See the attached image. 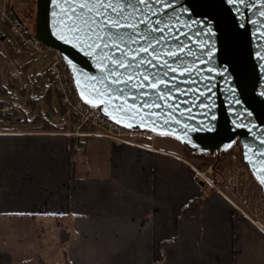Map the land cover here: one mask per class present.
Wrapping results in <instances>:
<instances>
[{
	"label": "crops",
	"instance_id": "0c3cea01",
	"mask_svg": "<svg viewBox=\"0 0 264 264\" xmlns=\"http://www.w3.org/2000/svg\"><path fill=\"white\" fill-rule=\"evenodd\" d=\"M34 61L21 65L28 70ZM50 93L43 96L53 103ZM34 114L40 123L0 128V251L13 260L264 264V233L216 191L179 231L182 210L203 189L188 157L157 140L143 149L92 139L74 158L61 122L44 118L39 106Z\"/></svg>",
	"mask_w": 264,
	"mask_h": 264
},
{
	"label": "water",
	"instance_id": "95a60500",
	"mask_svg": "<svg viewBox=\"0 0 264 264\" xmlns=\"http://www.w3.org/2000/svg\"><path fill=\"white\" fill-rule=\"evenodd\" d=\"M36 2V38L61 56L87 105L126 130L173 137L193 153L220 157L238 142L264 193V0H131L140 10L124 15L138 25L136 43L131 28L109 29L99 17L95 33L123 40H96L79 5L100 0ZM108 2L124 8L127 0Z\"/></svg>",
	"mask_w": 264,
	"mask_h": 264
},
{
	"label": "rangeland",
	"instance_id": "374dc122",
	"mask_svg": "<svg viewBox=\"0 0 264 264\" xmlns=\"http://www.w3.org/2000/svg\"><path fill=\"white\" fill-rule=\"evenodd\" d=\"M1 1H6L7 7L14 9L15 15L22 19L29 31L35 35L36 0ZM2 6L1 3L0 7ZM32 58L35 60L32 67L24 70L21 63L30 61ZM52 58V54L30 55L25 52L11 28L0 23V89L2 90L0 103L13 107L17 111L20 110V114L0 116V128L16 125L18 120L23 122L34 120L36 117L34 111L38 110V106L41 108V115L51 123L58 124L64 119V111L60 105L59 96L53 88L52 78L48 75ZM48 92H52L53 103L46 102L43 96ZM35 101H40V104H34ZM27 109L32 110L27 113ZM156 140L157 147L161 145L162 148L188 157L198 169V180L203 182L208 190L212 189L223 197L226 195L230 198H236L237 202L247 198L252 204H254L253 202L256 203L258 199L264 204L262 188L256 184L257 181H254L255 178L252 177L253 175L249 172L236 148L231 151L230 157L226 156L221 160L218 167L219 173H216L213 160L216 158L215 156L190 152L178 140L170 136H157ZM135 142L148 148V145L154 144L155 141L142 138L136 139ZM237 154L238 159L235 162L233 156ZM12 264H23V260L15 258Z\"/></svg>",
	"mask_w": 264,
	"mask_h": 264
},
{
	"label": "built area",
	"instance_id": "2783aa9c",
	"mask_svg": "<svg viewBox=\"0 0 264 264\" xmlns=\"http://www.w3.org/2000/svg\"><path fill=\"white\" fill-rule=\"evenodd\" d=\"M1 3L3 6L0 7V23L11 28L23 50L34 55L52 54L53 58L48 75L53 80V88L59 96V102L64 111V119L60 123V128L63 134L71 139L76 152L83 154L86 143L92 139H106L116 144L143 149H147V147L135 142L136 139L146 138L155 141V135L145 131L126 130L106 120L99 109L87 105L78 95L70 69L61 56L44 47L34 34L29 35L18 16L15 15L14 10L7 7L6 1L0 0ZM15 112V108L0 103L1 116H8ZM237 159L238 154L233 156L235 162ZM224 197L240 216L249 220L264 233V204L259 199L252 204L247 198L237 202L236 198H230L226 195Z\"/></svg>",
	"mask_w": 264,
	"mask_h": 264
},
{
	"label": "snow or ice",
	"instance_id": "6c2138e0",
	"mask_svg": "<svg viewBox=\"0 0 264 264\" xmlns=\"http://www.w3.org/2000/svg\"><path fill=\"white\" fill-rule=\"evenodd\" d=\"M139 4H143L145 3V0H138ZM79 8L81 9H85L87 8L88 13H89V18L85 19L83 22L85 25L88 26L89 31L90 32H94L95 30L92 29L91 25L92 24H96L97 23V17L100 18V23L104 24L107 28L109 29H119L122 27H128L131 28L133 30V34L129 35L128 39L132 42V43H136V28L138 27V25L136 24H132V23H128V17L124 15V12L127 8H132L134 10L139 11L140 9L138 8L137 4H133L131 2V0H127L126 2V6L124 8H119L116 5L108 2V0H100L99 3H93L91 5L89 4H80ZM109 10H111V12L115 13V18H113V16L109 15L108 12ZM93 11H95V16H92L91 14L93 13ZM77 13L75 11V9H72L71 11V16H76ZM129 16H131V12H129L128 14ZM71 16L69 17V19H71ZM140 23H146L145 21H140ZM70 30L72 31H80V29L76 26L75 23H72ZM157 29H153V31H156ZM160 31H163L162 29H160ZM85 35H87V33H85ZM95 37L96 40H104V39H112L114 41L116 40H123V35H121L120 33L116 32H108L106 33V35L104 37H101L99 35V33H95ZM89 39H92V36H88ZM141 39H146V37H141ZM93 43L95 44V41H93ZM148 44L150 47H154V45L151 44V41L148 40ZM95 46L97 48L100 47L99 44H95ZM104 47H108L107 44H104ZM138 51H144L147 52V48H143V49H139ZM133 60H135V56L132 57ZM113 64H118L119 67L124 68V67H132V64H128L127 66L124 65L123 62L121 61H116L113 60L112 61ZM141 63H143V61H141ZM148 64L151 65L152 64V60L148 61ZM165 67H168L167 64L164 65ZM137 68L140 67L139 64L136 65ZM171 71L175 72V69H171ZM165 76H167V72L164 73ZM129 80L132 79V76L129 75ZM144 80H148V76H144L143 77ZM119 82V81H117ZM152 87H155V85H152ZM163 98V97H162Z\"/></svg>",
	"mask_w": 264,
	"mask_h": 264
},
{
	"label": "trees",
	"instance_id": "16d2710c",
	"mask_svg": "<svg viewBox=\"0 0 264 264\" xmlns=\"http://www.w3.org/2000/svg\"><path fill=\"white\" fill-rule=\"evenodd\" d=\"M14 11H15V10H14ZM20 21H21V20H20ZM21 24L26 28L27 33H28L29 35H33V34L29 31V29L26 27V24H25V23H21ZM47 100H48V102H51V101H50V94H48V99H47ZM40 121H41V120H39V118H36V119L32 120L31 123H33V124H38V123H40ZM44 125H46V126L44 127V129H52V126H50L48 122H45ZM234 148H236V149L238 150V152H239V154H240V156H241V147H240V145H239L238 142H236V143H235L231 148H229L228 150L222 152V153H221L222 156H221V155H220V157L215 156L216 158H214L213 160H214V163H215V172H216V173H219V171H218V167H219V164L221 163V160H223L224 157H226V156H227V157H228V156L230 157V156L232 155L231 151H232ZM71 150H72V153H73V157H74V158H75V156H77L78 154L81 155V153H78V152H76V151L74 150L73 145L71 146ZM246 167L248 168L247 165H246ZM72 168H73V171H74V170H75V162L72 163ZM248 170H249V168H248ZM249 172H250V170H249ZM250 173H251V172H250ZM252 177H253V176H252ZM252 179L254 180V178H252ZM254 181H255V180H254ZM255 182H256V181H255ZM256 184H258V183L256 182ZM219 186H220V185H219ZM258 186L260 187L259 184H258ZM260 188H261V187H260ZM212 191H213L212 189H211V190H208L207 186H204L203 189H202V195H201V197L198 198V199L193 200L192 202H190V203L188 204V206H186V207L182 210L181 215H180V219H179V226H178L179 231H180V229H181V223H182V220L185 218V216H186L189 212H191V211L195 210L196 208L202 206V205L207 201V199H208V197H209V195L211 194ZM262 196H263V198H264V194H262ZM178 239H179V237H178ZM178 239H177V240H178ZM168 244H171V243H168ZM168 244H164V246H162V251H163V252H164V249H165V245L167 246ZM163 260H164V256L162 255V260H161L160 263H162ZM12 262H13V258H12V256H11V254L0 251V264H12ZM43 263H44V261H43L41 258H39V259H36L35 261H32V262L27 263V264H43Z\"/></svg>",
	"mask_w": 264,
	"mask_h": 264
},
{
	"label": "flooded vegetation",
	"instance_id": "af4514ba",
	"mask_svg": "<svg viewBox=\"0 0 264 264\" xmlns=\"http://www.w3.org/2000/svg\"><path fill=\"white\" fill-rule=\"evenodd\" d=\"M20 20H21V21H20L21 23H24V21H23L22 19H20Z\"/></svg>",
	"mask_w": 264,
	"mask_h": 264
},
{
	"label": "bare ground",
	"instance_id": "6f19581e",
	"mask_svg": "<svg viewBox=\"0 0 264 264\" xmlns=\"http://www.w3.org/2000/svg\"><path fill=\"white\" fill-rule=\"evenodd\" d=\"M156 140V139H155Z\"/></svg>",
	"mask_w": 264,
	"mask_h": 264
}]
</instances>
